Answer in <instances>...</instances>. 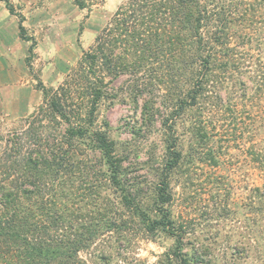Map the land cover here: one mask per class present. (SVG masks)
Listing matches in <instances>:
<instances>
[{"label": "trees", "instance_id": "trees-1", "mask_svg": "<svg viewBox=\"0 0 264 264\" xmlns=\"http://www.w3.org/2000/svg\"><path fill=\"white\" fill-rule=\"evenodd\" d=\"M92 1L75 3L84 9ZM20 31L25 37L23 25ZM123 75L131 77L134 101L144 99L145 120L160 115L176 135L189 124L203 137L207 121L188 115L204 113L208 104L235 115L236 93L264 97V0H124L59 86L39 81L43 104L0 155V264H100L103 258L110 264L112 249L91 259L80 252L105 234L128 237L129 230L153 239L163 231L176 241L178 263L195 261L182 251L184 233L168 209L170 176L183 159L179 136L166 145L151 213L124 187V158L109 124L98 126L100 106L114 101L113 83ZM159 88L165 110L156 107ZM49 126L52 138L44 135ZM97 175L122 190L127 213L84 224L65 213L61 186ZM80 225L85 230L77 231Z\"/></svg>", "mask_w": 264, "mask_h": 264}, {"label": "rangeland", "instance_id": "rangeland-1", "mask_svg": "<svg viewBox=\"0 0 264 264\" xmlns=\"http://www.w3.org/2000/svg\"><path fill=\"white\" fill-rule=\"evenodd\" d=\"M123 1L95 0L92 7L83 9L75 0H0L18 19L22 50L15 52L20 60H15L12 73L18 80L11 86L15 93L19 87L23 98L21 103L10 102L8 113L0 116V155L8 137L24 130L29 116L43 104L39 81L59 86ZM113 87L114 101L101 104L98 126L109 124L124 158V187L138 193L143 208L152 213L154 184L166 145L175 133L163 126L160 115L151 121L143 118L144 99L139 104L134 101L129 75L120 76ZM163 92L161 88L156 92V107L165 110L168 103ZM223 95L226 103V93ZM236 95L235 115L208 104L210 109L204 113L198 110L186 117L207 121L203 137L196 136L189 124H181L174 135L179 136L183 159L170 176L168 209L184 233L182 251L195 258L193 264H264V97ZM53 132L49 126L44 135L52 138ZM92 177H75L61 186L65 213L84 224L127 213L122 190L98 175ZM79 227L77 231L85 230V226ZM175 243L163 231L153 239L129 230L128 237L105 234L80 255L91 259L112 249L110 264H180L172 254ZM99 261L109 263L106 258Z\"/></svg>", "mask_w": 264, "mask_h": 264}, {"label": "crops", "instance_id": "crops-1", "mask_svg": "<svg viewBox=\"0 0 264 264\" xmlns=\"http://www.w3.org/2000/svg\"><path fill=\"white\" fill-rule=\"evenodd\" d=\"M4 7L0 2V116L8 113L10 102L21 103L23 99L19 87L15 93L11 86L18 80L12 73L16 61L20 60L19 53L16 56L15 52L22 50L18 19Z\"/></svg>", "mask_w": 264, "mask_h": 264}]
</instances>
